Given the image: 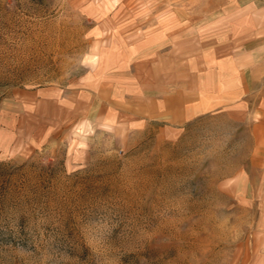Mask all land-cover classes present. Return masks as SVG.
Wrapping results in <instances>:
<instances>
[{
	"label": "rangeland",
	"instance_id": "rangeland-1",
	"mask_svg": "<svg viewBox=\"0 0 264 264\" xmlns=\"http://www.w3.org/2000/svg\"><path fill=\"white\" fill-rule=\"evenodd\" d=\"M260 27L264 0H0V264H264L251 106L175 124L48 102L178 61L223 77Z\"/></svg>",
	"mask_w": 264,
	"mask_h": 264
},
{
	"label": "crops",
	"instance_id": "crops-1",
	"mask_svg": "<svg viewBox=\"0 0 264 264\" xmlns=\"http://www.w3.org/2000/svg\"><path fill=\"white\" fill-rule=\"evenodd\" d=\"M257 32L255 36L242 39L241 51L233 52L231 66L226 67L223 77H218L217 66L215 74L212 69L206 79L201 68L191 70L178 61L177 65L163 68L161 81L153 87L146 84L123 91L121 84L107 80L109 83L103 82L93 92L57 93L48 102H73L75 108L95 112L99 121L112 117L115 121L122 113L126 116L139 112L151 117L160 115L175 124L205 112L206 107L251 106L247 112L244 110L245 117L251 121L249 161L259 172L258 186L264 188V29L260 27ZM230 53L226 54L228 60ZM218 58L216 55L212 65L217 64ZM187 102L190 103L188 113ZM119 108L123 109L119 111Z\"/></svg>",
	"mask_w": 264,
	"mask_h": 264
}]
</instances>
